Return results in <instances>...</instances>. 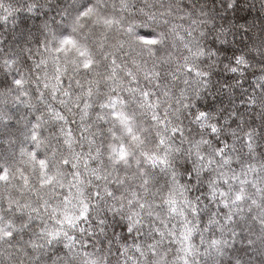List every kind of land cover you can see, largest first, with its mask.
<instances>
[{
  "label": "clouds",
  "instance_id": "clouds-1",
  "mask_svg": "<svg viewBox=\"0 0 264 264\" xmlns=\"http://www.w3.org/2000/svg\"><path fill=\"white\" fill-rule=\"evenodd\" d=\"M120 2L101 0L100 8L118 23L105 28L84 18L73 31L77 9L97 0H0V169H7L0 229L10 233L0 231V264H264V0ZM17 12L25 15L8 28ZM45 25L72 35L100 61L77 76L73 60L80 57L61 53L74 79L109 74L101 39L119 66L118 84L101 80L86 121L49 99L72 129L71 148L37 101L33 53L48 36ZM71 91L80 89L73 83ZM111 95L123 101L118 109L131 132L99 107ZM33 123H40L39 147L30 138ZM109 145H123L125 158L110 155ZM22 148L46 161L43 177ZM238 192L241 201L233 203ZM64 212L71 225L60 223ZM185 224L195 227L190 255L179 242ZM56 230L61 235L49 241Z\"/></svg>",
  "mask_w": 264,
  "mask_h": 264
},
{
  "label": "snow or ice",
  "instance_id": "snow-or-ice-1",
  "mask_svg": "<svg viewBox=\"0 0 264 264\" xmlns=\"http://www.w3.org/2000/svg\"><path fill=\"white\" fill-rule=\"evenodd\" d=\"M121 8H125L127 6L126 0H121L120 2ZM101 8V0H97L96 5H81L77 9V15L72 21V30L76 31L80 29L83 25L81 21L84 18H91L93 25H102L105 28H109L114 23H118L115 17L111 15H106L100 11ZM45 30L48 33L46 39L41 40L39 42L38 48L34 56H38L39 58L33 64V79L36 82L37 86V101L39 104L44 105L47 109L48 118L54 122H56L60 127L58 131L63 138V143L71 148L72 144L74 143L73 140V133L71 127H65L67 122V118L64 115L63 111L59 110L58 108L53 107L51 103H49V99L52 101H56L58 99L59 104L64 106L65 108L74 107L77 109L79 113V117L81 121H86L89 117L90 109L92 108L91 100L94 94H99L101 88V80L107 82L112 81L114 85L118 84L117 81V71L116 69L119 67L116 64L114 58L109 60V53L104 51V41L101 39L100 43L97 44V48L101 51L103 59L108 61L109 63V74L108 75H101L98 71L96 72V76H99L100 79H97L96 76H90V78L81 82L80 79L75 78L68 73L67 68V59H65L64 63L62 64L60 61V54L67 53L70 50H75L76 55L80 57L79 62L73 60V64L75 66V72L78 76L81 70L85 72H90L93 70L94 65H99L100 61L96 60L94 55L90 52L88 47L76 40L72 35L65 34V33H57L47 27L45 25ZM144 43H154V41L144 40ZM49 64H51V72L49 71ZM68 80V86L65 87V79ZM75 83L76 87L80 89L79 93L73 94L71 91L72 84ZM14 84L18 87L23 86V81L21 79H15ZM27 95V93H24ZM145 98H147V92L144 93ZM123 104V101L120 100L119 97L115 95L108 96L106 100H101L99 102V107L101 109H108V113L110 118L113 121H118L122 128L126 129L127 131L131 132V127L128 123V116L125 114L124 111L118 109V105ZM97 116L100 119H103L104 116L102 113H97ZM38 120L41 118H37ZM33 131L30 134L31 140L39 147V134L37 129L40 128V123H33L32 125ZM82 133L87 132L88 128L81 126ZM82 139H87L89 145L94 143V140L91 136H83ZM111 150L110 155H114L117 160H123L126 156V152L123 148V145H120L119 150L115 145H109ZM21 154L27 157L30 161L35 162L40 166L41 169V176H44L45 169H46V161L44 159H39V153L32 151V152H25V150L21 149ZM53 157H55V152L52 153ZM74 160L79 161L81 159L80 154L73 152L72 153ZM150 162L155 163L151 159L148 158ZM65 166H68V159L63 158L61 160ZM85 166L87 167V160H84ZM159 163H164L163 160H160ZM73 168L76 167V164L72 165ZM77 178L79 177V173H76ZM7 178V169H0V180H6ZM25 186L28 183V178L25 176L24 178ZM52 180L51 176H48L47 179H41V185H45L50 183ZM244 183V181H242ZM221 196H224V193H220ZM241 193H236L233 196V203L241 201ZM68 202V197H65V203ZM171 211L173 213L177 212L176 208V200H171ZM224 203L225 207H227V203L225 201H221ZM27 207V205H25ZM86 208L87 206L84 205ZM193 215L196 214V210L193 207L192 209ZM85 211H81L79 213V218L85 217ZM62 220L60 223L69 224L73 223L71 214L68 212H64L61 214ZM180 215L183 216V212H180ZM231 220V216L226 218V223ZM3 231V235L8 236L10 233L8 231ZM195 231L194 226H190L189 224H185L179 233V242L183 246V251L186 254H191L192 249V235ZM48 239L49 241L58 238L61 235L60 230L50 231L48 232ZM169 235L173 236L176 239L175 232H170ZM68 240H71V237H68ZM203 240V237H202ZM211 246L215 247L219 244L218 240H211ZM67 246V245H66ZM179 250V249H178ZM181 259H184L181 257ZM184 264H188L187 260H184Z\"/></svg>",
  "mask_w": 264,
  "mask_h": 264
},
{
  "label": "trees",
  "instance_id": "trees-1",
  "mask_svg": "<svg viewBox=\"0 0 264 264\" xmlns=\"http://www.w3.org/2000/svg\"><path fill=\"white\" fill-rule=\"evenodd\" d=\"M22 15H25V14H24V13H19V12H17V13H13L11 16H9V22L7 23V27H8V28H12V27L14 26V25L10 22V21H12V20H15L17 24L20 23V17H21ZM3 27H5V22H4V21H0V28H3Z\"/></svg>",
  "mask_w": 264,
  "mask_h": 264
}]
</instances>
